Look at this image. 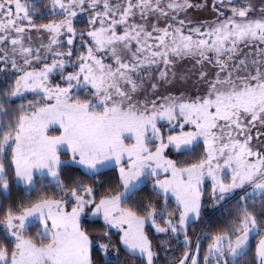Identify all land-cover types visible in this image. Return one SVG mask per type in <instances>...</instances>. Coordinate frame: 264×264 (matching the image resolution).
<instances>
[{"label": "snow or ice", "instance_id": "obj_1", "mask_svg": "<svg viewBox=\"0 0 264 264\" xmlns=\"http://www.w3.org/2000/svg\"><path fill=\"white\" fill-rule=\"evenodd\" d=\"M0 264H264V0H0Z\"/></svg>", "mask_w": 264, "mask_h": 264}]
</instances>
